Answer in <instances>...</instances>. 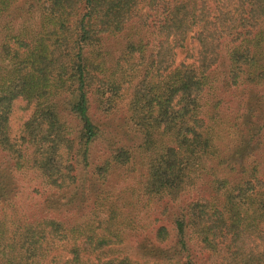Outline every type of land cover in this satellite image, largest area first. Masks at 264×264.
Segmentation results:
<instances>
[{"label": "trees", "instance_id": "trees-1", "mask_svg": "<svg viewBox=\"0 0 264 264\" xmlns=\"http://www.w3.org/2000/svg\"><path fill=\"white\" fill-rule=\"evenodd\" d=\"M13 1L0 264H264V0Z\"/></svg>", "mask_w": 264, "mask_h": 264}, {"label": "rangeland", "instance_id": "rangeland-1", "mask_svg": "<svg viewBox=\"0 0 264 264\" xmlns=\"http://www.w3.org/2000/svg\"><path fill=\"white\" fill-rule=\"evenodd\" d=\"M211 0H200V3L207 4ZM31 1L30 0H15L13 1L11 7H10V12H12L13 16L16 15L17 10L22 7V5L29 4ZM15 17V16H14ZM19 20H16L14 25L9 26V29H12L14 27V30H17ZM7 28L6 26L0 25V33L5 32V29ZM196 31V30H193ZM194 32L189 33L187 36V45L191 48V54L193 56H196L198 52V44L194 40ZM184 55L182 52L177 51L176 56H175V62L179 63L184 61ZM192 59H189L186 62H191ZM121 106H123L122 102L120 103ZM32 113V106L28 105L24 100L22 99H17L13 103L12 111L8 119V125H9V137L12 140H15L18 138L20 130L23 126V124L29 119V115ZM7 161L8 158H6L1 152H0V169L6 168L7 167Z\"/></svg>", "mask_w": 264, "mask_h": 264}]
</instances>
